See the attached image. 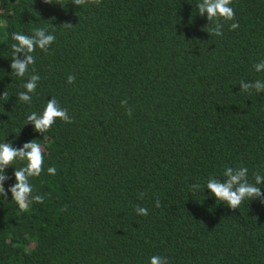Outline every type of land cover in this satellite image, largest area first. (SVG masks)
Here are the masks:
<instances>
[{
    "label": "trees",
    "instance_id": "1",
    "mask_svg": "<svg viewBox=\"0 0 264 264\" xmlns=\"http://www.w3.org/2000/svg\"><path fill=\"white\" fill-rule=\"evenodd\" d=\"M51 2L0 0V94L9 95H0V143L35 139L44 149V171L30 178L44 202L21 212L10 193L0 197V264H149L153 255L264 264V204L230 209L204 188L226 167H247L251 183L264 175V92L239 86L264 80L253 68L264 60V0H232L222 36L209 32L200 0ZM41 27L56 41L17 77L11 35ZM33 69L40 80L26 104L16 97ZM51 97L73 122L40 134L26 116ZM21 166L5 170L6 190Z\"/></svg>",
    "mask_w": 264,
    "mask_h": 264
},
{
    "label": "clouds",
    "instance_id": "2",
    "mask_svg": "<svg viewBox=\"0 0 264 264\" xmlns=\"http://www.w3.org/2000/svg\"><path fill=\"white\" fill-rule=\"evenodd\" d=\"M45 3H52L51 0H44ZM99 5L101 0H72V4L76 6L85 5L87 3ZM232 0H200L197 4L198 14L205 16L208 22H213V26L209 28V32L215 36L223 35V22L234 21L235 11L230 6ZM71 27L72 24L65 23ZM239 24L234 22L229 25L230 30H235ZM11 39L15 41L11 44L12 59L10 63L11 72L17 77L23 78L29 71V66L35 63V57L32 53L39 48L41 51L48 53L49 46L56 41V36L49 33L47 28H34L31 35H25L20 32H14ZM256 72L264 71V60L253 65ZM75 75L70 74L67 77L69 84L75 83ZM40 76L35 73L30 75L22 87L24 91L17 94L19 101L31 104L32 94L35 93ZM240 90L251 94L252 91L257 93L264 92V80L257 79L254 82L240 81ZM5 100L9 99L7 91L0 94ZM121 107L125 109L128 116L132 115V108L127 106V100H121ZM57 119L65 123H72L73 118L69 116L68 110L62 108L55 97L47 100L42 112L32 111L26 116L25 124H31L34 131L43 134L51 129ZM24 124V125H25ZM23 162V166L14 170L13 176L15 183L7 190L4 182L9 179L5 174V170L14 162ZM44 171V149L35 139L24 143L20 148H15L10 142L0 143V197L7 199L8 193L11 194V200L15 201L21 212H27L30 205L35 203H43L44 196L40 194L33 195V186L30 178L38 177ZM57 173L55 166L47 168V174L54 176ZM224 179L219 180L215 177H209L204 188H207L216 200L226 204L230 209H238L243 201L259 199L264 204V193L261 192V182L264 181V175L258 172L253 173L254 183L248 179V168L239 166L236 168L226 167L223 172ZM201 188L200 184L193 183L190 191L195 192ZM139 197L143 199L144 193H140ZM161 203L159 199L155 202V207L159 208ZM63 211V209L61 210ZM135 211L138 215H148V210L139 205ZM149 264H169L167 257L153 255L150 257Z\"/></svg>",
    "mask_w": 264,
    "mask_h": 264
}]
</instances>
